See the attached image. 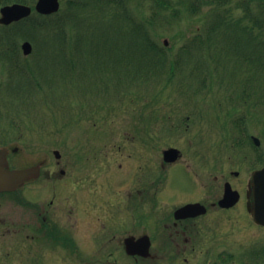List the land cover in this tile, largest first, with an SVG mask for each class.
Listing matches in <instances>:
<instances>
[{
	"label": "rangeland",
	"instance_id": "obj_1",
	"mask_svg": "<svg viewBox=\"0 0 264 264\" xmlns=\"http://www.w3.org/2000/svg\"><path fill=\"white\" fill-rule=\"evenodd\" d=\"M68 1L61 0L62 13L59 17L66 16L69 11L75 13L65 26V30H68L71 36L61 40L63 39L61 36L59 39L56 38L58 33L55 30H49L39 35L37 42L31 40L34 52L30 60L32 64L40 62L46 74L42 88L39 89L32 83L31 77L21 75L22 72L12 73L15 76L11 81L10 90L18 92V98L12 105L16 107L17 102L27 104L28 100H23L21 95L29 89L28 97H33L31 105L24 110V118L35 127L38 126V122L43 124L41 126L43 141L35 142L37 150L35 147L26 149L20 142L26 155L20 153L19 156L27 158L31 164H36L41 163L42 157H46L44 155L47 153L50 155L49 160L54 161L52 152L58 149L62 154L59 164L67 167L68 171H71L72 166L77 167L73 171L81 178L79 180L77 178L78 184L90 187L91 192L100 198L106 196L104 193L107 192L108 184L120 181L127 183L131 179L135 181L137 173L134 169L140 170L141 173L142 169L149 170L150 166L153 168L157 166L162 172L169 174L175 172L174 175L171 174L172 181H190L189 174H179L184 171V166H201L199 158L201 154L205 156V165L215 167V157L212 156L221 153L226 147L227 153L222 152L224 166H217L229 167L231 158L228 155L233 138L228 143L231 132L229 130L228 133V128H221L219 125L221 122L216 115V104L225 100L221 99L223 96L220 94L219 101L217 93L226 87L230 88L234 82L232 80L247 76L249 92L253 89L264 92V73L256 74L249 71V60L235 52L232 45L226 50L229 55H222L223 60L218 61L216 55L219 54L215 52L217 46L213 45L212 49L203 50L200 48L204 46L194 42L197 34L206 37L205 27L208 21L206 19L211 21L213 8L208 7L209 5L200 6V11L191 14L179 0H166L167 5H163L161 0H121L119 10L124 11L127 8L135 20L143 21L153 40L161 47L167 48L166 50L162 47L166 56L171 60L178 58L179 64L170 83L168 76L172 74L171 72L167 70L164 73L153 74L150 73L152 71L150 69L139 73L134 85H130L132 87H127L128 85L117 87L115 85L117 77L113 76L119 70L116 64L108 68L107 79L102 81L97 77L100 76L99 72H96L97 76L92 77H88L90 75L88 71L76 72L71 57L76 58L72 48L73 44H78L77 33L81 32L83 35L89 33L92 37L93 33L97 36L104 35L105 29H109L113 34L120 25L111 26L108 19L102 18L100 9L95 10L97 7L95 0H73L76 5L72 7ZM238 1L243 0H231L232 14L245 16L246 10L242 4L237 5ZM188 15L194 18L191 19ZM102 19L106 21L105 24H102ZM218 38L222 40V35L219 34ZM165 39H168V45L164 44ZM24 40L21 37L19 43ZM97 41L93 44L99 43L102 47L112 40L106 37L101 39L102 42ZM80 43L83 44L81 49L88 46L86 41L82 40ZM246 51L249 55V50ZM108 58L106 52L98 62ZM236 60L240 62L236 64ZM20 65L21 69L17 70L23 71L24 63L20 62ZM250 65L256 67L253 63ZM58 71L62 74L56 73ZM87 73L89 75L85 77ZM121 74L125 75L124 72ZM135 85L137 86L134 87ZM202 86L206 88L201 89ZM47 88L49 89L46 93L42 94L41 91ZM226 109L227 106H223L225 112ZM230 117L232 116L224 120V124L228 123ZM2 123H8V120ZM250 134L258 136L261 145L255 149L253 143L249 141V154L261 156L264 160V105H258L253 112L249 111ZM169 146L180 148L183 154L177 162L166 164V169H162V152ZM244 151L246 150L237 152L242 154ZM255 163L256 161L249 156V179L252 165ZM261 163L263 162L260 161V165ZM208 166L205 170L211 172L213 169H207ZM91 171L92 177L89 175ZM87 174L90 179L86 178ZM206 177L211 179L212 174L209 173ZM86 198L88 195L84 200ZM81 203L78 198L76 204ZM249 237V244H253L264 237V232L256 231L249 226ZM84 259H88V256ZM65 260L67 259L63 256V261ZM82 262L78 259V264Z\"/></svg>",
	"mask_w": 264,
	"mask_h": 264
},
{
	"label": "flooded vegetation",
	"instance_id": "obj_2",
	"mask_svg": "<svg viewBox=\"0 0 264 264\" xmlns=\"http://www.w3.org/2000/svg\"><path fill=\"white\" fill-rule=\"evenodd\" d=\"M4 119L0 148L11 165H34L19 156L29 149V124ZM222 155L216 165L224 166ZM42 158L20 189L0 192V264H77L78 254L88 256L85 264H264V237L249 244V226L264 232L249 214V151L229 157V167L179 173L190 181L151 168L133 182L108 184L103 198L84 191L76 172Z\"/></svg>",
	"mask_w": 264,
	"mask_h": 264
},
{
	"label": "trees",
	"instance_id": "obj_3",
	"mask_svg": "<svg viewBox=\"0 0 264 264\" xmlns=\"http://www.w3.org/2000/svg\"><path fill=\"white\" fill-rule=\"evenodd\" d=\"M158 1V0H155ZM229 1V0H228ZM116 4H119L121 0H114ZM179 2L184 3V4H189L192 6L193 10H195L196 4H210V3H216L217 7L221 5H226L224 3H227V0L221 4V0H179ZM251 1L249 0V5L245 6L246 10L249 13V23L243 24L245 21L244 17H236L235 15L230 16V18H227L225 12H229V8H226L225 10L221 11L218 9L217 12V19L214 20L211 29H216V28H224V31L227 33H230V28L233 30L238 27H243L245 31L248 33V36H246L247 40L249 41V55H247V59L249 60V64L251 63H256L258 66L264 67V60H255L251 55V51L253 50L251 48L253 43L257 44H264V11L258 10L254 11L253 7L250 3ZM196 11V10H195ZM120 13V14H119ZM124 15L126 19L130 18V14L127 10V8L124 11H118L115 12V18L118 16ZM54 16V15H53ZM53 16H39V17H32L29 19L31 22L33 29L35 31H38L39 29H42L41 23H45L50 20V18H53ZM55 25H58L59 28L61 29V22L56 21ZM259 26V29L261 30L260 33H255L254 30L256 27ZM128 29V27H127ZM62 30V29H61ZM128 29L127 34L128 37L131 39H137L136 43V50H135V55L137 57L139 66L141 70H147V69H152V71L157 72V73H162L166 70L167 68V61L168 57L165 54V51L163 48H161L156 41L153 40L151 34L148 32V30L145 28V26L142 23H138L137 26H135L134 33L132 31H129ZM197 39L202 41L200 37L197 36ZM232 44H235L238 47V40L233 41ZM223 48H219V54L221 55L223 52ZM133 50L129 51V53H132ZM131 60L128 61L130 63ZM170 69L174 70V67L177 65V62H171L170 63ZM119 67L121 68L122 65L119 64Z\"/></svg>",
	"mask_w": 264,
	"mask_h": 264
},
{
	"label": "water",
	"instance_id": "obj_4",
	"mask_svg": "<svg viewBox=\"0 0 264 264\" xmlns=\"http://www.w3.org/2000/svg\"><path fill=\"white\" fill-rule=\"evenodd\" d=\"M39 11L44 13H50L58 10L59 0H39L37 4ZM31 8L25 5H13L3 9L2 22L9 23L13 20H17L23 16L29 15ZM26 52L31 50V45L27 42L24 44ZM259 143V140L256 138ZM178 157V149L170 148L165 151V159L167 161H173ZM1 158V156H0ZM5 170H4V169ZM28 170L10 171L4 166V162L0 160V189L11 188L13 181H21ZM253 181L256 184V208L254 210L257 220L264 222V168L257 170L253 175ZM12 183V184H11ZM11 185V186H10Z\"/></svg>",
	"mask_w": 264,
	"mask_h": 264
}]
</instances>
